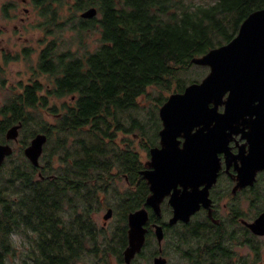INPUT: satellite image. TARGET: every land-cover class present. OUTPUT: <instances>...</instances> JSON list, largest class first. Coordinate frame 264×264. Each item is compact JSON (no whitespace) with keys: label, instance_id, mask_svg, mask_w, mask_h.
Returning a JSON list of instances; mask_svg holds the SVG:
<instances>
[{"label":"trees","instance_id":"obj_1","mask_svg":"<svg viewBox=\"0 0 264 264\" xmlns=\"http://www.w3.org/2000/svg\"><path fill=\"white\" fill-rule=\"evenodd\" d=\"M33 4L39 19L32 27L43 31L45 45L27 81L13 89L8 112L0 119V132L20 120L27 133L25 144L42 130L48 135L47 142L54 141L49 153L44 148L40 165L24 159L19 172L26 188L30 184L26 206L40 221L41 264H67L70 246L71 264H76L87 235L92 234L80 213L99 205L81 200L83 171L87 170L90 179L93 170H102L99 162L104 170L124 164L128 151L118 148L113 134L124 127L126 112L138 106L139 97L149 87L170 94L182 91L188 80L185 72L195 64L192 58L234 38L244 19L264 7V0H33ZM90 6L98 8L97 16L82 17L81 12ZM11 13L8 6L3 8L6 18ZM93 31L98 32L100 44L89 50L84 37ZM74 44L79 48H73ZM31 53L24 48L23 57ZM41 75H47L48 81L43 83ZM166 99L157 97L161 105ZM44 111L53 115L54 121L35 124ZM132 122L144 127L136 117ZM141 134V148L148 152L152 142L144 137L143 129ZM69 138L73 139L71 147ZM135 160L137 170L144 166L139 150ZM37 171L53 175L39 178ZM88 186L90 190L91 184ZM72 190L77 195L71 194V199ZM65 211L73 212L70 227Z\"/></svg>","mask_w":264,"mask_h":264},{"label":"flooded vegetation","instance_id":"obj_2","mask_svg":"<svg viewBox=\"0 0 264 264\" xmlns=\"http://www.w3.org/2000/svg\"><path fill=\"white\" fill-rule=\"evenodd\" d=\"M0 2L1 12L7 6L12 12L27 0ZM15 28L18 29L17 24ZM21 50L22 47L20 51L10 53L9 48L3 47L0 49V59H16L21 56ZM7 103L5 99L0 106V119L8 112ZM219 110L223 111L224 105L219 106ZM20 122L18 120L6 126L4 133L0 132V143L13 146V153L0 166V264H41L38 243L40 221L38 215H32L26 206L29 199L25 193L31 191L30 184L26 188L23 174L19 172L23 171V166L11 163L17 147L20 145L25 150L30 142L25 144L24 140L20 141L22 127L18 139L8 140L6 136L7 130ZM236 127L239 132H233L224 149L218 152L219 168L208 195L205 197L200 192L205 188L206 183H203L197 186L198 195L178 196L182 201H198L199 206L196 208L194 205L195 211L187 219L183 218L187 216L186 212H181L183 216L178 214L179 218L175 221H172L176 212L171 193L160 201H154L156 203L149 202L151 186L141 172L149 167L150 149L161 145L160 131L158 143L149 144L150 159L138 170L135 160L138 149L135 146L136 142H142L141 135L133 132L129 144L124 138L121 139L123 144L116 140L123 152L128 151V157L122 161L124 164L110 165L104 170V164L99 162L98 167L102 170H93L90 179L87 170L82 173L84 186L81 188V200L87 203L90 199L99 205L80 213L82 223L92 227V234L87 235L83 254L76 264H264V168L257 171L256 178L251 182L240 179L243 158L250 152V143L245 137L250 126L240 123L233 128ZM199 128L195 127L194 130ZM124 131L121 128L116 134L125 135ZM228 131L230 128H226ZM178 139L183 147L186 141L184 133ZM70 164L73 166L71 157ZM15 168L18 169L17 173ZM52 175H43L41 171L35 173L39 178ZM89 183L92 187L90 190ZM177 189L179 193L186 189L195 190L192 185L186 188L182 182L177 184ZM71 194L76 196L77 192L70 191L72 199ZM182 208L187 211L191 206ZM140 209H146L148 216L143 224L144 238L139 249L128 251L132 247L130 216ZM64 214L70 227L73 212L65 211ZM52 216L54 218V212ZM85 234L86 231L82 236ZM139 241L136 239L135 243ZM67 257V264H71V246L68 247Z\"/></svg>","mask_w":264,"mask_h":264},{"label":"water","instance_id":"obj_3","mask_svg":"<svg viewBox=\"0 0 264 264\" xmlns=\"http://www.w3.org/2000/svg\"><path fill=\"white\" fill-rule=\"evenodd\" d=\"M97 14L96 6L81 12L84 18ZM192 63L208 66L210 70L201 81L190 82L182 91L172 92L160 106L161 145L150 149L149 167L141 170L151 186L149 202L160 201L171 193L176 212L172 221L183 216L181 212H186L183 218L187 219L199 206L198 201H182L178 196L198 195L197 186L203 183L206 185L200 192L208 195L219 168L218 152L224 149L233 132H239L234 126L240 123L250 126L245 134L250 152L243 158L240 179L251 182L257 171L264 168V7L244 19L234 38L193 57ZM221 105L223 111L219 110ZM21 127V122L11 126L6 132L8 140L18 139ZM195 127L201 128L195 131ZM226 128L230 131L226 132ZM183 133L186 141L181 147L178 137ZM47 140V133L38 132L25 147V155L36 166L40 165ZM12 153L10 143H0V166ZM179 182L186 188L192 185L195 190L179 193ZM186 205L191 208L184 211L182 207ZM147 218L146 209L131 214L132 247L128 251L140 248ZM136 239L140 241L135 243Z\"/></svg>","mask_w":264,"mask_h":264},{"label":"rangeland","instance_id":"obj_4","mask_svg":"<svg viewBox=\"0 0 264 264\" xmlns=\"http://www.w3.org/2000/svg\"><path fill=\"white\" fill-rule=\"evenodd\" d=\"M206 1L208 0H196V2L198 3H206ZM38 19L39 17L37 16V11L34 8L33 0H27V3H24V5L22 4V6L20 5L17 11L12 10L11 15L7 18L5 17V15L3 16V11L1 12L0 10V49L3 47L5 49L9 48L10 53H16L18 50L20 51V47L23 48V51L21 50L22 54L19 60L11 58L9 61H6L4 59H0V106L1 104H3V101L5 99H7L8 101V99L15 93L13 89L18 86L20 81H27L32 70V65L35 64L40 49L45 45V43L41 40L44 37L43 31L41 29L32 27V24H35L34 22H36ZM16 24L18 25V29L15 28ZM69 35H71V32H66V36ZM84 41L89 50L96 49L100 44L98 32H89L84 37ZM24 48H29L32 50L30 57H23ZM73 48L78 49L79 46L77 44H74ZM9 55L11 57L13 56L12 54ZM209 70L210 68L208 66L198 64L191 65L189 70L185 72V75L188 78V80L186 81L187 84L193 81H201L207 75ZM40 79L43 83H45L48 81V76L41 75ZM159 95L168 97L170 95V91L165 89L161 90L156 86L149 87L147 92L139 97L137 101L138 106L130 108L126 112V115L122 118L125 124L123 127L125 129V131L123 132L125 135H117L113 134L112 132L113 139H115L114 143L118 146V148L123 150L119 143L123 142V140L121 139L124 138V141L129 144V141L133 139L132 133L136 132L137 134L142 135V129L147 134V136L144 135V137H147V139L152 142H149L150 145L158 143V134L162 126V121L159 115V108L161 104H159L157 100V97ZM67 99H69V96L65 97L64 99L58 100L57 102L58 104H61L63 100ZM51 103H53V101ZM135 117L139 119L141 124H144V127L142 129L138 125H132V121L135 119ZM40 118L42 119L34 120L33 122L36 124V121L41 120L49 123L54 121L53 115H49L46 111L43 112L42 116L40 115ZM35 127L33 125L32 129ZM38 127L41 128V126ZM126 129L131 130L127 131ZM25 134L27 133L23 132L22 130V133L20 134V141H23L24 138L26 139ZM116 140L119 142H116ZM28 142H30V140ZM72 142L73 139L69 138V147L72 146ZM141 143L142 142L139 141L136 142L135 147L141 153L143 165H146L147 161L150 159V155L147 151H144L141 148ZM53 147L54 141H48L45 145V151L48 150L49 153L53 149ZM24 159L28 158L25 155L24 150L19 145L15 151L11 163H14L15 165L19 163L22 164Z\"/></svg>","mask_w":264,"mask_h":264}]
</instances>
